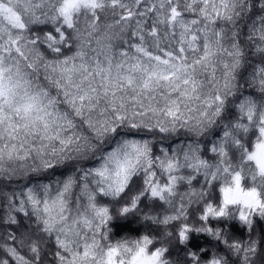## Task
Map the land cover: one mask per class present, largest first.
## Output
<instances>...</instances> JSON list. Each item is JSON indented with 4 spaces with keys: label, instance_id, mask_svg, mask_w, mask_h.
<instances>
[{
    "label": "snow or ice",
    "instance_id": "1",
    "mask_svg": "<svg viewBox=\"0 0 264 264\" xmlns=\"http://www.w3.org/2000/svg\"><path fill=\"white\" fill-rule=\"evenodd\" d=\"M0 264H264V0H0Z\"/></svg>",
    "mask_w": 264,
    "mask_h": 264
},
{
    "label": "trees",
    "instance_id": "2",
    "mask_svg": "<svg viewBox=\"0 0 264 264\" xmlns=\"http://www.w3.org/2000/svg\"><path fill=\"white\" fill-rule=\"evenodd\" d=\"M133 227H135V225H132Z\"/></svg>",
    "mask_w": 264,
    "mask_h": 264
}]
</instances>
